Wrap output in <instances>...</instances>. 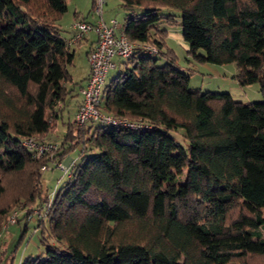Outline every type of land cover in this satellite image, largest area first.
Masks as SVG:
<instances>
[{"label":"trees","instance_id":"obj_1","mask_svg":"<svg viewBox=\"0 0 264 264\" xmlns=\"http://www.w3.org/2000/svg\"><path fill=\"white\" fill-rule=\"evenodd\" d=\"M121 4L120 29L157 52L139 47L120 61L119 74L104 83L99 109L145 128L78 124L77 110L64 120L75 83L69 66L87 33L77 41H70L74 28L64 35L66 0H0V238L14 209L41 206L46 217L36 216L45 256L31 254L21 264H250V257L264 258V100L191 88L193 71L165 49L162 25L176 22V15L161 12L180 11L195 60L236 63L240 84L257 82L264 96V0ZM94 15L95 21L78 20L94 24ZM60 120L65 133L57 144L50 137ZM181 131L187 147L172 135ZM32 136L57 148L37 157L22 143ZM79 144V161L69 163L63 185L44 192L41 168L57 165ZM33 217L24 211L16 223L25 220L26 231Z\"/></svg>","mask_w":264,"mask_h":264},{"label":"rangeland","instance_id":"obj_2","mask_svg":"<svg viewBox=\"0 0 264 264\" xmlns=\"http://www.w3.org/2000/svg\"><path fill=\"white\" fill-rule=\"evenodd\" d=\"M68 9L62 16L60 23L63 28L64 35L68 36L73 28L75 18L89 17L90 19L94 15V2L93 0H66ZM107 3L104 5V18L109 20L110 18H116L120 25L125 22L126 12L122 7L121 0H105ZM80 4V10L75 14V5ZM161 12L167 14L169 12L174 13L176 16V22L173 24H163L166 31V47L165 49H171L176 54V60L178 65L186 72H192L190 78V87L200 89L201 91H228L233 97L244 102L261 101L264 100L263 93L260 88V84L250 83L247 85H241L237 79L238 67L236 63H225L216 64L212 62H199L195 60L188 52L189 43L183 36V27L181 24V13L179 10L174 8H162ZM93 13V14H91ZM91 14V15H90ZM78 16V17H77ZM94 17H96L94 15ZM82 45H76V56L74 64L69 66L70 72L74 77L75 83H71L73 87L72 95L66 100V106L63 113V119L67 120L69 117L74 118V114L78 107V101L82 98L81 87L85 86L84 71L87 63L86 50ZM74 47V48H75ZM200 52H203L201 49ZM165 56V55H164ZM159 55V62L164 63L166 56ZM113 60L118 64L116 68L109 71L106 83H109L114 77L120 72V66L123 59L120 60L118 56H114ZM125 61V60H124ZM89 123V122H88ZM94 123V122H93ZM96 125H100L95 121ZM65 133V125L60 120L58 127L51 134V140L60 144L61 139ZM180 143L184 146H188V139L183 136V132H172ZM82 150V145L79 144L74 150L68 155L69 162L66 163L68 166L72 163L79 161V154ZM64 159H62L63 161ZM70 163V164H69ZM63 171L57 167L56 161L49 163V168L43 173V186L44 192L47 189L48 194H51L63 185L66 175L63 176ZM60 179V180H59ZM184 177L181 181H183ZM43 192V193H44ZM54 192V193H55ZM45 195V193H44ZM52 195V194H51ZM49 201V198H48ZM23 205V204H21ZM19 207V206H18ZM22 207V206H21ZM41 206L26 208L29 212L35 209H40ZM19 209V208H18ZM6 220L4 221V224ZM25 220L20 223L9 224L1 234L0 238V264H21V262L29 255L33 256H45L46 245L42 241V229L38 225V218L35 215L28 223V228L24 231ZM3 224V226H4ZM45 224L48 225L46 219ZM51 243H55L54 239ZM2 256V257H1ZM250 264H264V258L262 257H250L248 258ZM241 264H244L241 261Z\"/></svg>","mask_w":264,"mask_h":264},{"label":"built area","instance_id":"obj_3","mask_svg":"<svg viewBox=\"0 0 264 264\" xmlns=\"http://www.w3.org/2000/svg\"><path fill=\"white\" fill-rule=\"evenodd\" d=\"M105 0H94V12L97 15V21L93 24L83 20H75L73 28L76 29L75 34L70 41H77L83 37L85 33L94 30L97 35V43L94 49L89 53L90 74L86 85L81 89L83 100L75 114V121L78 124H85L87 121H99L111 127L122 128H145L149 127L141 122L128 120L126 118H117L111 114L103 113L99 109L103 86L109 71L117 67V63L113 60L114 56L128 60L131 58L137 48L141 47L144 51L156 53V46L146 42L131 41L125 31L120 29V24L116 18L105 20L104 18ZM27 148L34 152L37 157L43 154H52L57 145L51 142H39L35 136L28 137L22 142ZM64 174H70L69 166L60 161L57 163ZM51 206V199L46 204ZM26 213L27 218L31 219L34 215H38L41 219H45L46 213L35 209L29 212L27 209H14L7 217L4 227L14 224L22 212Z\"/></svg>","mask_w":264,"mask_h":264},{"label":"crops","instance_id":"obj_4","mask_svg":"<svg viewBox=\"0 0 264 264\" xmlns=\"http://www.w3.org/2000/svg\"><path fill=\"white\" fill-rule=\"evenodd\" d=\"M106 3H107V1H106ZM75 9H76L75 14H77L78 13L77 10H80V4L79 3H77L75 5ZM91 14H93V13H91ZM75 19H86V20H89V21H95L96 17H94V15H93L91 19L89 17L75 18ZM73 32H74V30L72 28V30H71L70 34L68 35V37L71 36L73 34ZM96 40H97V34L95 32H89L80 41L81 42V45H82L81 47H84L85 50H86L87 63L85 65V71H84V76H83L84 77V80H85V84L87 83V80H88V77H89V74H90V64H89V60H88V51L95 46ZM78 103H79V101H78ZM63 161L65 163H68L70 161L69 160V157H67V158L65 157Z\"/></svg>","mask_w":264,"mask_h":264},{"label":"water","instance_id":"obj_5","mask_svg":"<svg viewBox=\"0 0 264 264\" xmlns=\"http://www.w3.org/2000/svg\"><path fill=\"white\" fill-rule=\"evenodd\" d=\"M44 170H45V168L43 167V168H41L40 172H41V173H43V172H44Z\"/></svg>","mask_w":264,"mask_h":264}]
</instances>
